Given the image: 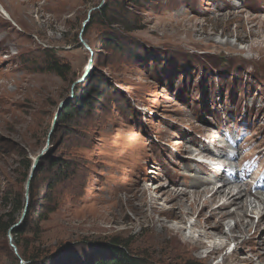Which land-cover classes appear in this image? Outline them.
Listing matches in <instances>:
<instances>
[{
    "label": "rangeland",
    "instance_id": "obj_1",
    "mask_svg": "<svg viewBox=\"0 0 264 264\" xmlns=\"http://www.w3.org/2000/svg\"><path fill=\"white\" fill-rule=\"evenodd\" d=\"M101 1L0 0L11 19L0 14V217L19 220L4 195L25 192V161L30 175L38 157L45 174L34 183L27 232L16 237L31 242L28 254L67 243L64 264H91L109 256L107 243L118 237L148 264H179L183 256L242 264L261 242L244 243L234 218L222 220L223 238L198 243L196 233L189 242L179 232L198 211L178 224L158 210L175 205L169 192L211 181L195 160L211 158V139L221 143L224 125L247 135L246 158L264 160V0H106L104 16L81 34ZM53 59L62 76L50 72ZM69 104L78 115L59 123L56 113ZM195 177L200 186L190 188ZM246 196L245 221L255 225L264 201ZM226 235L237 238L213 249ZM12 255L20 264L17 248ZM2 264L15 261L5 254Z\"/></svg>",
    "mask_w": 264,
    "mask_h": 264
},
{
    "label": "bare ground",
    "instance_id": "obj_2",
    "mask_svg": "<svg viewBox=\"0 0 264 264\" xmlns=\"http://www.w3.org/2000/svg\"><path fill=\"white\" fill-rule=\"evenodd\" d=\"M0 14L7 20L10 19V14H8L5 9L1 6L0 4ZM206 151H209V148L206 147ZM209 153V152H208ZM205 155V154H204ZM192 178H194L192 176ZM199 182V177H195L194 181L192 183L188 184L190 188H196L199 187L200 184ZM202 185H206L200 191H193V192H188L186 189H176L171 192L168 196H166V199H169L171 201H174V206H171L167 210L159 209L158 212H160L162 215H170L172 214L178 224H186L187 222V216L188 214H192L198 211V220H194L193 223H191L188 228L184 225V227L181 225L179 228L180 233H184L185 231L187 232L186 235L184 236V239L189 242H193L194 238L193 235L194 233L197 234V239L195 240L196 242H202L204 240H213L215 237L223 238L225 236V233L223 231H220L224 223L222 224V220H227L228 218H234L236 220L234 229L237 230L238 235L240 234L241 239L243 240L244 243H250L251 240H253L251 246L257 243L256 239H258L261 242V244H258L256 249H248L245 254V256H242L241 259L238 260V256H236V260H238V263L242 264H264V214H262L258 220V222L254 225V223L250 221H245V216L247 215V205L246 201H244L245 195L248 194L249 190H240L242 186H234L230 184L223 185L222 187L219 188H214L211 186L210 182L207 181L206 184L205 182L202 181ZM201 182V183H202ZM234 189V190H233ZM196 190V189H195ZM245 193H244V192ZM143 194V193H142ZM145 199L143 201H146V203L150 206L151 209L155 208V204H157V199L154 198H149L147 194H145ZM189 195V196H188ZM206 195V196H205ZM186 199V201L189 199V204L188 206L185 205V201L183 199ZM220 202H222L220 204ZM215 204H218L215 206ZM264 205V203H263ZM215 206V207H214ZM234 207L235 209L230 212L227 211V209ZM156 209V208H155ZM175 209L179 210L181 217L179 218V215H175ZM209 210V218L208 220H204L205 222H201L199 218L204 214L205 210ZM173 219V218H172ZM213 220V222L211 221ZM217 219V220H215ZM215 220V221H214ZM161 221V220H160ZM212 223H211V222ZM165 223V222H164ZM222 224V226H221ZM167 225V224H166ZM172 226V225H170ZM177 225H173L171 228L174 230ZM167 228V227H166ZM194 228H197L196 230ZM165 229V228H164ZM190 230V231H189ZM253 230V234L249 235V237L245 238L250 231ZM233 229L229 230V233H232ZM239 236V238H240ZM227 237V238H226ZM226 239L224 242L220 244H213V249H220V247H226L228 243L237 238V236L234 235H226ZM202 240V241H201ZM215 240V239H214ZM241 247V246H240ZM237 252V251H236ZM239 252V251H238ZM235 254H231L233 256ZM238 255V254H237ZM234 259V258H233ZM234 262V261H233ZM236 264V263H235Z\"/></svg>",
    "mask_w": 264,
    "mask_h": 264
},
{
    "label": "trees",
    "instance_id": "obj_3",
    "mask_svg": "<svg viewBox=\"0 0 264 264\" xmlns=\"http://www.w3.org/2000/svg\"><path fill=\"white\" fill-rule=\"evenodd\" d=\"M106 9L107 7L104 3V5L98 10L95 16H94V13L90 15V18L92 20L91 22H89V24H87L85 32L92 25V22H94V18L96 16H99V17L104 16L105 12L107 11ZM48 67L50 68V72L55 73L58 76H62V72H61L62 68L59 66L58 62L55 59L48 61ZM75 99H76L75 101H78V97L76 95H75ZM76 114L78 115V109L74 105L69 104L67 107H65L58 113L56 119L60 123V122H64L65 120L68 121L72 119L73 117L76 116ZM29 166H30V162L26 160L25 161V172L26 173L24 174V181L28 180ZM56 166H57L56 164L51 163L50 170H52V168ZM61 167L66 168L68 166L64 163V165L62 164ZM56 168L59 169V167H56ZM43 169H44L43 166L40 167V165L38 164V166L33 171V176L28 186L27 210H26L22 223L11 232L12 241H13L14 246L17 248V253L20 256L21 260L25 261L26 264H64L63 260H60V259L63 258L62 256H66L67 253L70 252L68 251L69 249H67L68 248V246H66L67 243L59 244L57 251L55 252L54 251L49 252V250L43 249L42 246H38V248H36L35 253L32 250V251H29L30 253L28 254L27 248L28 246L31 245V242H27L26 239H22L23 242H21V244L19 245V242L17 243L16 241V237H22L27 232L26 229L30 224V212L33 210V202H34L33 192L35 190L34 183L38 179V175L45 174ZM59 176L62 177V175H59ZM48 185H49L48 186L49 190H52V188H54V183L52 181ZM4 200H5L6 206L12 208V210L16 209V211L19 212V217H20L25 207V192L23 193V191L21 192V190L19 189L18 190L16 189V191H14V188L12 187L11 189L7 190V192L5 193ZM47 213L48 212H45L42 215L38 214L39 220L41 221L45 220ZM16 221L17 219L12 218L11 214L9 213H5L4 215L0 217V247L1 246L3 247L2 248L3 251L0 250V264H2V258L5 256V254L11 255L12 259L15 261V264L17 263V258L14 255H12V253L14 254V251L9 246L8 239H7V232L12 225L17 223ZM35 241L36 239L32 241V245L35 243ZM131 246H132V241H129V238L127 239H122L118 237L111 238L109 240V243H107V250L110 251L109 256L107 255L106 258H101L100 256L98 261L95 259L91 264H148V261H147L148 258H144V257H141L140 255L133 253L130 250ZM27 255H29V257ZM68 258L71 259V257L67 256L66 260ZM178 263L179 264H201L200 261H198L197 259H194L192 257H184V256L183 258L178 259Z\"/></svg>",
    "mask_w": 264,
    "mask_h": 264
},
{
    "label": "water",
    "instance_id": "obj_4",
    "mask_svg": "<svg viewBox=\"0 0 264 264\" xmlns=\"http://www.w3.org/2000/svg\"><path fill=\"white\" fill-rule=\"evenodd\" d=\"M105 1H106V0H102L98 7H96L95 9H92V10H90V11L88 12L87 17H86V21L83 23L82 28H81V31H80L81 34H82L83 30L85 29L86 24H87V23L89 22V20H90V15H91V13H92L93 11H95V10L100 9V8L104 5ZM79 37H81V35H80ZM80 41H81V40H80ZM84 47H87V46L84 44ZM87 49H88V47H87ZM62 105H63V104H62ZM62 105H61V106H62ZM61 106H60V107H61ZM58 113H59V112H57L56 115H55L56 118H57ZM38 160H39L38 157L34 160V164H33V166H32V169H31V172H30L29 178H28V180H27V182H26V185H25V207H24V210L22 211V213H21V215H20V218H19V220L17 221V223H15L14 225H12V226L9 228L8 232H7V239H8L9 246L13 249L14 252H16V247L14 246V244H13V242H12L11 232H12L15 228H17V227L22 223V221H23V219H24V216H25V213H26V210H27V206H28V186H29V182H30V180H31V178H32V176H33V171H34V169H35L36 166H37Z\"/></svg>",
    "mask_w": 264,
    "mask_h": 264
}]
</instances>
